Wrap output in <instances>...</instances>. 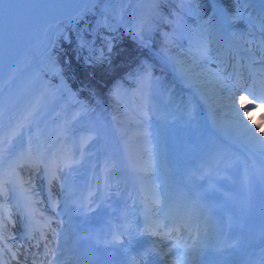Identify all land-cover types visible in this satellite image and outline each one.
<instances>
[{
  "label": "rangeland",
  "instance_id": "1",
  "mask_svg": "<svg viewBox=\"0 0 264 264\" xmlns=\"http://www.w3.org/2000/svg\"><path fill=\"white\" fill-rule=\"evenodd\" d=\"M248 3H251L253 1L246 0ZM245 1V2H246ZM113 3V7L115 6L114 0H111ZM158 2V0H157ZM153 3L149 7H143V6H137L136 10L138 12V15L136 16L141 20V29L140 33L142 34V37L145 39H151L152 37L147 36L148 29L144 26V21L146 19V16L152 11V8L154 5L157 4ZM242 3V1L240 0ZM132 2L129 1L128 4H126L125 8H129L131 6ZM252 4V3H251ZM247 7L246 5L244 8ZM260 14V12H259ZM218 15L223 18V21H229L230 24H234L236 20L233 18H236L234 15H226L225 12H218ZM228 17V18H227ZM233 17V18H232ZM83 18L86 19L85 14L80 15L78 18L74 19L72 23H64L63 25L67 24V32L69 34V37H71L72 32L75 37L80 36L84 34L81 29L84 27L81 26L83 22ZM88 21H91L95 25H100V19L102 16H98L97 12L94 14H87ZM116 19V18H115ZM250 20V16L247 18ZM134 20V19H133ZM221 20V19H219ZM260 20V19H259ZM79 21V22H78ZM261 21V20H260ZM111 24V20H108ZM84 23V22H83ZM227 24H229L227 22ZM254 29L258 31L260 34H262V31L259 30V25L262 26L261 23H257L255 25V21L253 20ZM115 26L114 21H112L111 27L107 26V30H105V33L103 34V37H105L106 40H108V37H110L109 33L111 30L114 31L115 35H118L117 32H115ZM148 28L151 29L149 24H147ZM226 26V25H225ZM117 27V26H116ZM126 36L130 37V34L127 33V31H124ZM66 32L63 34V36L58 37L59 39H56L53 46H55L59 40H62V42L66 41ZM122 34V33H121ZM244 36H249V33L246 31L243 32ZM211 36V35H210ZM213 36V35H212ZM263 37V35H262ZM99 38L96 35H88V37H85L83 41H77L76 44L80 47L81 43L84 44L87 48L91 49L92 46H94L95 43H97ZM80 40V39H79ZM168 43H170L169 49H174L173 44L170 42V39H167ZM167 40H165L167 42ZM211 40V38H210ZM66 43V42H65ZM264 41H262L263 45ZM104 44V42H103ZM208 44V43H207ZM52 46V47H53ZM62 45H59V48ZM54 48H57L56 46ZM106 48L109 50L111 49V43H106ZM176 48V47H175ZM264 48V47H263ZM177 49V48H176ZM51 50V48H50ZM166 49L163 50V53L161 56H163V59L166 60L169 63V67H173V63L170 61V59L165 55ZM175 50V49H174ZM179 50V49H178ZM206 50V56H208V46H201L197 48V51L190 54H186L181 52L180 53L186 55L190 61H192V66L195 69H198V71L206 73V71H209V67H211L214 62H210L208 59H204L202 57V53H205ZM54 53H56L54 49ZM46 61L43 62L39 58H36L35 64H34V71L31 75L27 76L26 78H23L22 81L17 84V87L20 91V95L25 97V102L20 105L28 110V114L25 115L24 111L19 108L20 112L25 116V126L24 129H22V133L18 135L15 141V145L10 149L9 153L12 154L20 145L24 138L23 134L26 136H29L31 139V144L33 151H42L45 152V150L49 149V147H55L56 149L58 147H63L64 151H70L72 148L73 151L78 154L83 151V160L81 164L76 165L73 167V171L78 175L76 178H71V184L72 188H70V191L68 193V196L71 198L76 197V194H81L83 197L84 206L88 204L89 202L94 203L99 199L98 197V191L99 186L102 183V181L99 179L98 176V170H99V163L103 161L104 163L109 162L106 161L104 156L107 151L113 153V145H111L112 140L110 139L112 136V132H110V118L105 116L102 118V112L99 113L101 102L100 100H96V103L93 101L91 102V105L94 106L95 112L100 114L97 116V118L94 119L95 125L93 124V127H97L100 124L102 126L100 133L102 135H108L110 137H103L105 139V144H102V151H105V154H101L98 156V147H95L98 143V141L101 139L99 137H93L91 141L89 139L85 140L87 143L81 144L79 146V143L75 140V137L70 135L68 131H64L63 138L56 139L54 143L47 144L49 138L53 137L57 134L58 131H63L65 128V124L69 125L70 121L74 118H78L77 121H81L83 124V114L81 112V107L77 106V103L74 101V97L71 93V91L66 86V82L64 81V78L57 77L58 73L60 72V75L62 76L61 71H59V64L58 61H54L53 58V51H48L47 54H45ZM209 57V56H208ZM205 60L207 61L206 63ZM67 59H65L66 63ZM157 63H163L159 60H156ZM165 68L168 69L166 63ZM58 66V67H56ZM180 71V78L179 81L185 84V88H181L178 85V82L171 83L170 79V73L166 72L165 79L160 80V76L158 75L152 83H149L147 85L148 90L146 89V93H148L147 101L145 100H134V98L130 97L128 101L125 100V97H120L122 101H124V109L126 110L127 118L125 120L124 126L120 129L119 132L125 131L127 135L130 136L131 139V148L132 151L131 159L132 164L137 170V177L138 175H142V178H146L147 181L150 182V184H158L157 186L165 185L167 189H169V179L172 178V173L175 172V168H171L169 171V167L172 166L175 162L177 151L180 149V147L188 148L190 150V161L192 160V163H195L196 161L200 160L201 152H196L192 157V152L195 148V142L196 146H201L203 149L207 151V155L204 160H212L214 161L215 154L219 153L222 154L221 158L217 160L215 169L222 168V169H233L232 162L233 160H238V155L236 153H231L227 149L223 148L221 145H215V142L210 139V131L208 129V123L205 121H201V111H200V104L195 102L197 106L192 101H185L184 96L188 93H184L182 90H189L190 84L187 82H183V79L187 76L188 70L182 69ZM154 74L162 73L161 70H157L153 68ZM173 72L175 74H178V70L176 71L173 68ZM57 79V80H55ZM120 82V81H119ZM27 83L29 86L28 90L23 89V85ZM120 84H123L120 82ZM122 87V86H121ZM120 87V88H121ZM180 88V90H178ZM190 91V90H189ZM191 92V91H190ZM121 94V91L119 92ZM193 93V92H192ZM194 94V93H193ZM189 97H191L190 94H188ZM242 96H245L243 94ZM241 96V97H242ZM239 98L238 103H244L247 99L250 97H246L245 99ZM181 100L182 106L180 107L177 104H180L178 101ZM165 106H164V103ZM261 106V105H260ZM258 106V107H260ZM108 108V106H105ZM253 107V106H252ZM257 106H254L253 109L258 108ZM184 110H183V109ZM186 108V109H185ZM169 115H175L174 119L171 121H167L166 116ZM79 116V117H78ZM71 119V120H70ZM90 125V124H89ZM236 124H231L226 128L227 133L231 134L232 129L234 128ZM90 126H88L87 130ZM210 128V127H209ZM99 129V128H98ZM151 130L155 133H160L161 138H155L152 141L148 140L147 132L148 130ZM196 132H200V136L195 139L193 134ZM62 134V133H61ZM93 143V144H92ZM206 143V146H205ZM189 144H191L189 146ZM183 159V156H182ZM86 161L87 165H82L83 162ZM183 163V160H182ZM188 168V166H185ZM156 168H162L164 172H159L156 170ZM16 170H18L16 168ZM178 170H180V164L178 165ZM231 172L230 176H235L233 172ZM64 174V173H63ZM246 179L243 178V180ZM135 180L137 183V186H147L148 182H143L144 179ZM168 180V181H167ZM239 180H242L239 177ZM27 183L25 185L29 186L31 191L33 192L36 190V196H39L40 194V188L39 186L30 180H25ZM249 182V180H248ZM251 183V179H250ZM70 184V186H71ZM135 186V185H134ZM249 190V187L247 188ZM88 190H90V193H88ZM166 191V190H165ZM67 192L66 190H63V193ZM32 195V197L27 193H24L22 195V199L28 203L29 206H32L34 209L39 208L42 213L47 215L48 217L51 216V212L45 208L44 206H40L42 203V200L35 201L34 198L36 196ZM11 195H8L6 197V202H3L0 200V204L3 208L11 209V202L9 199H11ZM42 197V195H41ZM55 195L54 192H52L51 201L55 203V209L58 211L57 214H54L55 219L60 222V225L55 226L56 224H53L54 228L57 230V245L59 247L65 246L67 241L63 238V235L65 234L64 231L66 226L62 225L61 221H59L60 217H65L64 211L62 206L66 203L65 200L60 202V198ZM9 204V206H8ZM43 204V203H42ZM262 207V206H261ZM264 212V207H262ZM1 211V209H0ZM55 211V210H54ZM38 218L45 220V218L41 217L39 214L34 213ZM57 217V218H56ZM264 217V214H263ZM0 219H2L0 217ZM64 224V223H63ZM52 225V224H51ZM0 231H3L4 229L2 226H0ZM0 242L7 243L8 239L3 235V232L0 233ZM66 247V246H65ZM57 248V246H56ZM21 250V249H19ZM67 252V250L62 249L60 254H63ZM19 258L24 259V255L16 254ZM5 258V256H4ZM8 260V259H7Z\"/></svg>",
  "mask_w": 264,
  "mask_h": 264
},
{
  "label": "bare ground",
  "instance_id": "2",
  "mask_svg": "<svg viewBox=\"0 0 264 264\" xmlns=\"http://www.w3.org/2000/svg\"><path fill=\"white\" fill-rule=\"evenodd\" d=\"M109 1V0H107ZM129 1L133 2L135 6H133V10L137 9V6H143V7H149L150 4L153 2V0H115L116 4V12L120 15V17L123 14H126L123 10V6L129 3ZM97 0H89L87 5L84 7L83 11L87 10L88 6H94L96 4ZM261 4L264 6V0H260ZM264 10V9H263ZM132 11V9L130 10ZM211 12V11H210ZM214 12V11H213ZM264 12V11H263ZM223 25L229 26L227 28L225 26L224 31H222L221 34H216V39L212 41L213 44V51L214 53L219 54L221 52L223 60L217 59L215 56V62L214 64L209 67V71H206V73L198 71V69H195L192 66V61L186 57V55L180 53L177 50L169 49L165 50V55L170 59V61L173 63V67L175 68H182L187 69L188 74L183 79V82H187L190 84L189 90L194 93L196 97V103L198 102L200 105V111H201V121H207L210 125V127L213 128L215 132H213L215 135L218 136V138L223 142V144L227 147L232 148L233 147H240L242 144L244 147L241 150V153H239L242 157V159L245 161L244 158L245 154H248L249 156V163L250 164H256L258 159V162L263 165L264 164V151H261L258 147L259 141H264V135L262 133V120L258 119V115L262 112H264V106L258 107L256 109H253V104L247 103L244 101V103H238L239 98L241 97V93L244 92L243 87L236 90V95L234 97L229 96L228 89L224 87V85H232L236 82L235 79V73L237 71L245 72V70L249 72H253L254 70H257L259 67L264 68V62L259 60H250V63L244 62V58L240 55V53L237 50H234V54L231 53L230 46L228 43V40H230V36L228 34V29H230V24H227L223 22ZM66 29V25L63 26H46L44 28H41L39 31L35 32L34 34V42L32 43L29 50L27 49L24 54L14 63V65L10 68L6 76L0 81V139H6L12 132L15 130L16 132L22 133V129H24L26 120L25 116L20 112L19 108L21 104L25 102V97L20 95V91L17 87V84H19L23 78H26L27 76L31 75L34 71V64L36 58H39L41 61H45L46 52L51 48V46L54 44L55 39H57L59 36H61ZM140 29H141V22L140 20H133V23L130 24L128 27V30L130 31L129 34L131 35L132 39L134 37L136 39H140ZM264 59V55L262 56ZM181 69V70H182ZM232 74V75H231ZM259 76V75H257ZM250 83L253 84V88L255 90L259 89V91L264 96V83H262L259 80L250 79ZM29 86L27 83L23 85L24 90H28ZM234 99L235 101V107L239 109L243 122L248 125V127L252 130H254L259 136V141H249L246 134H244L240 129H238L237 125L234 126L232 129V133L228 134L226 131V128L231 124L235 123V117L232 115V112L230 110V100ZM146 102V101H145ZM25 115L28 114V110L26 107L24 108L22 106L21 108ZM95 125V124H94ZM26 130V129H24ZM19 134V135H20ZM24 138L22 142L20 143L19 147L12 153V154H6L4 160L0 161V168H10L14 167V161L13 156L16 152H18L22 147H27L29 143L31 144V139L29 136H26L23 134ZM102 136L107 137L106 135H102L100 133V129H94L91 131H84L82 132L78 138L79 141H85L91 139L93 137H99L101 138L99 142L96 145V147H99L102 149V144L105 142V139L102 138ZM200 136V132H196L193 134L194 141ZM109 137V136H108ZM107 137V138H108ZM18 138H15L13 141V146L15 145V141ZM229 141H232L230 143ZM93 144V143H92ZM105 144V143H104ZM230 146H229V145ZM32 146V144H31ZM196 142H195V148L196 149ZM53 150H55V147H52ZM189 150V149H188ZM193 150V151H194ZM234 150V149H233ZM57 153L58 149H56ZM236 151V150H235ZM183 155V159L186 161L189 157L187 151H185ZM238 152V151H237ZM251 153H256L255 157L251 155ZM187 163V162H186ZM88 163L86 161L83 162L82 165H87ZM112 165V167L109 169L108 166ZM187 166L191 169L196 168V164L187 163ZM115 165V161L112 160L110 162H106L105 164H101L100 173L105 181H107V185L110 184V182L115 184H120L121 178L120 175L117 173V167ZM31 170V168H29ZM73 168L71 170H66V172L63 173H57L58 176L61 177V179H65L67 177H74L72 176ZM219 173L224 174L226 171L224 169H221ZM187 174V173H185ZM189 174L186 175V177ZM192 175H190V178ZM46 180V179H45ZM48 182V181H47ZM254 183L264 185V169L258 173L256 176V179H254ZM188 184V183H186ZM189 189L192 192H195L197 187L196 183L193 185H188ZM152 187H148L150 189ZM48 191L53 190V192L62 200L64 198V194L62 196L61 189L57 187V180H53L51 185L47 187ZM106 190H109L105 194V200L115 203L113 206H110L107 202L104 203L102 206V209L97 213V216L94 219H87L89 222H86V225L88 227L82 229L78 226L74 225V222L72 221V218H70V214L74 211L73 207L76 205L77 207L81 208V201H78L77 198L79 196L71 198L72 204L66 205L67 209L63 208L65 217L62 218V221L68 225V236L70 238H74V243L77 245L79 243V235L81 232L85 233V235L82 237V239L87 240L88 244L93 247V242L96 241L97 244H104L107 243L108 235L110 234L111 229L113 231H116L121 227H127L123 228L128 234H133L137 231V224L133 223L135 220V212L136 210L130 209V205L128 202V198L125 199L124 206L120 207L119 201H116L113 198H110V195H114L115 191L111 190L110 187L105 188ZM147 190L138 191L135 192L132 190V188H129V191L131 192V196L133 200H137L142 195L145 197V201L151 196ZM20 193H27L28 196L32 195L36 196V191H31V189L28 186H23L22 189L18 190ZM18 191H13V195L15 193H18ZM51 193V192H50ZM19 195V193H18ZM33 196V198H34ZM6 200V197L1 196ZM204 195H200L199 199L204 201ZM119 198V197H115ZM186 198L189 200L188 195H186ZM35 201L41 200V196H36L34 198ZM231 200V198H229ZM43 205L47 207L48 210L53 211L51 214L54 217V214H57L58 211L53 210V202H51L48 198L42 199ZM22 201L20 199V195L18 198H16V201L11 203V210L9 211L10 214V229H8L4 235L5 237H10L11 233L15 232L19 226V221L14 218V214H16V208L20 209L22 208ZM120 205V206H119ZM97 205H91L90 209H96ZM82 209V208H81ZM29 211V210H28ZM34 211V209H33ZM249 211V209H248ZM85 211H80L79 213H84ZM121 213V215H119ZM118 217V220H113L110 218ZM83 216H86V213L83 214ZM54 219V218H53ZM137 222V221H136ZM232 222L236 223V219H232ZM109 224H112L110 226ZM46 226H43L42 229H45ZM68 233V232H67ZM67 233L63 235V237L67 236ZM56 237V236H55ZM11 242V241H10ZM261 242V240L259 241ZM257 244V243H256ZM6 245V244H5ZM72 247V245L70 244ZM163 246V244L161 245ZM90 247V248H91ZM108 249V248H107ZM163 249H166V246H163ZM186 250V249H185ZM185 250H180L177 252L178 260L181 264L186 261L184 253H187ZM68 257H72L70 252L63 253L62 255H58V262L63 264H66L69 259ZM5 259L1 256V249H0V260ZM68 261H64L67 260ZM6 262V261H4ZM57 262V263H58Z\"/></svg>",
  "mask_w": 264,
  "mask_h": 264
},
{
  "label": "trees",
  "instance_id": "3",
  "mask_svg": "<svg viewBox=\"0 0 264 264\" xmlns=\"http://www.w3.org/2000/svg\"><path fill=\"white\" fill-rule=\"evenodd\" d=\"M210 1L224 5L229 13H242L237 0H158L144 21L148 29L147 36L152 37V47L157 51L164 48V40L169 36L176 45L192 53L198 47L206 46V34L210 26L216 25V17L210 12ZM89 27H92V22ZM104 30L100 28V32ZM83 33L88 37L86 30ZM98 40V44H103L102 38ZM60 44L62 46L55 51L62 78L86 109L93 110L91 102L96 103V100L108 106L109 111L115 115L114 124L120 130L126 120V110L118 97L117 85L122 82V85L130 87L139 96L144 90V84L151 79L148 77H151V64L156 62L154 54L121 34L114 38L112 49L106 52L102 62L96 58L87 64L83 58L85 47H79L72 39L69 43L61 41Z\"/></svg>",
  "mask_w": 264,
  "mask_h": 264
},
{
  "label": "snow or ice",
  "instance_id": "4",
  "mask_svg": "<svg viewBox=\"0 0 264 264\" xmlns=\"http://www.w3.org/2000/svg\"><path fill=\"white\" fill-rule=\"evenodd\" d=\"M157 0H153V3H156ZM217 12H221L222 10L217 8ZM81 48L84 47V44L81 43ZM111 49L109 48V51ZM204 59H207L206 56V50L205 53L201 54ZM97 59L102 62L104 57L103 53H101L100 57H97ZM251 74V73H250ZM242 74L237 72L236 73V82L232 85H224L225 88L228 89L229 96L234 97L236 95V90L243 87L240 84ZM151 78L150 76L148 77ZM118 94V93H117ZM246 97H251V99L247 100V103L253 104L254 106H260L261 104H264V96H258L251 90L245 89V96H242V99H245ZM230 110L232 112V115L235 117V123L244 134L247 135L249 141L255 140L259 141V136H257L256 132L248 127L247 124L243 122L241 113L239 109L235 107V101L234 99L230 100ZM21 127H23L21 125ZM19 132H16L13 130V132L6 138V139H0V161L4 160L6 154H9L10 149L13 147V141L15 138L19 135ZM83 143H87V141H82ZM258 147L261 151H264V141H259ZM83 160V151L78 154L71 151H62L59 153H53L49 156H46L44 152L42 151H33V148L31 144L27 147H22L18 152H16L13 156V161L15 166L10 168H0V196L7 197L10 189L8 185L13 184L15 186H18L20 188H23V186L27 183V181L22 180L16 171V168L18 167H28V168H34L37 172L40 171L41 167L44 169V177L48 181V184L51 185L53 180H60L61 177L57 175V173H64L66 170H71L74 166L81 164ZM112 165H109L108 168L110 169ZM63 188L64 186L61 185ZM53 210H55V203L53 202ZM148 212L151 211V209H146ZM5 218L7 217V210L5 209ZM150 219V217H149ZM167 228L166 235L169 236L172 231H179L178 227L175 226H166L163 223L155 224V227H152L151 225L148 226L149 234L151 235H157L158 232L156 229L164 230ZM141 235L144 233L141 232ZM41 239H43V233H41ZM113 242L119 243V234H114L113 236ZM173 247H179V245H174ZM45 254H47V246ZM56 258V252L53 250V259ZM2 264V262H0ZM61 264L63 262L61 261Z\"/></svg>",
  "mask_w": 264,
  "mask_h": 264
},
{
  "label": "water",
  "instance_id": "5",
  "mask_svg": "<svg viewBox=\"0 0 264 264\" xmlns=\"http://www.w3.org/2000/svg\"><path fill=\"white\" fill-rule=\"evenodd\" d=\"M88 1L0 0V81L32 45L35 32L76 16Z\"/></svg>",
  "mask_w": 264,
  "mask_h": 264
}]
</instances>
